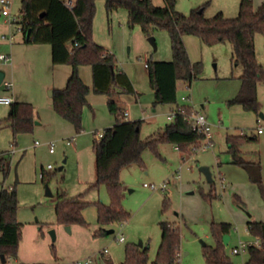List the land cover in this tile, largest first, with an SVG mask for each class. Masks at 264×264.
Segmentation results:
<instances>
[{
	"label": "rangeland",
	"instance_id": "rangeland-1",
	"mask_svg": "<svg viewBox=\"0 0 264 264\" xmlns=\"http://www.w3.org/2000/svg\"><path fill=\"white\" fill-rule=\"evenodd\" d=\"M5 1L12 2V15L20 20L21 0ZM152 1L156 6L164 5V0ZM240 1L177 0L176 10L188 15L202 7L208 19L220 12L228 18H236ZM253 1L256 7L259 0ZM1 22L6 23V18L0 14ZM11 29L16 34V44L22 39V33L14 27ZM150 38H154L156 49ZM93 39L116 55L118 68L127 72L140 90L142 105L136 104L129 111L133 120L142 121V140L158 136L167 125L174 123L167 119L168 114H175L178 108L191 107L194 113L206 117L212 129L213 144L205 151L199 149L201 145L193 147L189 153L179 151L176 145H162V159L147 150L143 156L145 168L131 166L121 176L125 186L123 205L131 215L130 220L124 225L108 227L107 230L114 231L111 234L95 236L100 228L97 208L101 203H109L106 188L101 186L84 196L90 203L83 211L89 226L74 225L68 232L66 226L57 223V200L62 195L74 198L84 194L94 182L96 158L93 145L105 129L92 127L83 120V130L77 132L54 110L53 90L47 91L44 98L34 96V99L25 100L35 108L33 132L19 135L14 143L12 130L9 127L0 129V157L6 155L9 164L7 173L0 170V192L3 187L16 189L20 203L17 219L23 224L18 254L15 258H7L5 264H77L88 258L94 259V264H123L126 248L140 243L143 248L148 247L147 264H164L155 263L162 241V221L172 223L181 234L176 264H207L203 243L215 246L211 235L213 223L231 225L227 253L233 264H246L248 250L235 254L233 248L240 242L257 238L248 231L247 223L251 220L264 222V202L259 186L249 181L242 166L233 163L232 155L227 152L226 138L240 134L258 137V143L246 145L244 152L247 161L260 160L264 183V133H257L259 125L264 128V119L259 123L260 114L264 115V83L258 88L259 114L246 111L239 104H230L242 87L241 70L232 65V47L227 43L209 46L195 36H187L189 56L193 62H202L203 71L191 84L178 82L177 104L154 106V91L146 63L148 60L172 61L168 32L155 30L149 37L140 26L131 28L126 10L115 12L109 20L104 0H97ZM255 43L257 58L264 67V36L257 34ZM61 67L71 69L67 64ZM8 69H11L10 65ZM88 71L93 80L92 70ZM18 74L26 80L23 66ZM66 83L58 88H64ZM18 86L15 84L14 90ZM5 91L1 85L0 94ZM90 92L89 99L93 95L97 99L105 98L93 87ZM142 109L146 113L145 119ZM10 112V106L0 105V118L8 117ZM50 143H55L54 153L50 152ZM204 143L202 140V145ZM203 168L209 169L211 180L207 179ZM43 171L45 181L40 177ZM178 173L180 179H176ZM164 183L166 190H161L159 187ZM145 184L155 185L157 190H151ZM46 185L52 197L46 196ZM212 188L217 197L205 196ZM165 203H168L166 209ZM52 230L55 241L49 234ZM121 236L124 242L118 240Z\"/></svg>",
	"mask_w": 264,
	"mask_h": 264
},
{
	"label": "trees",
	"instance_id": "trees-1",
	"mask_svg": "<svg viewBox=\"0 0 264 264\" xmlns=\"http://www.w3.org/2000/svg\"><path fill=\"white\" fill-rule=\"evenodd\" d=\"M97 0H21L22 34L24 43L29 45L47 44L51 47L54 65H70L71 75L62 89L52 92L54 110L77 132L83 130V110L88 105L91 88L82 79L81 66H91L93 89L104 95H135V87L127 73L119 71L116 55L93 39V23ZM108 19L119 11L126 10L131 28L140 26L147 36L155 30L169 34L172 61H147L149 81L154 91V106L177 104L178 82L192 83L203 71L202 62H192L184 38L195 36L202 44L215 46L229 44L232 47V65L241 70L242 87L230 104H239L246 111L260 112L258 101L259 85L264 83V68L257 58L255 38L264 36V2L257 8L253 0H241L239 15L228 18L223 13L208 19L204 8L194 9L185 15L176 10L177 0H164L163 6L154 5L152 0H104ZM2 15V10L0 9ZM180 110L182 112H180ZM194 112L191 107L178 108L174 123L165 127L158 136L141 139L142 121L120 120L95 140V181L84 194L74 198L62 195L58 198L55 211L57 223L64 226H89L83 211L90 205L84 196L101 186L106 188L109 203L97 208L99 230L95 236L107 234V228L114 224L124 225L131 215L123 205L124 185L122 172L131 167L145 168L144 153L149 150L156 158L162 159V145H176L179 151L189 153L199 147L204 135L193 122L188 120ZM35 108L31 103L14 102L11 113L0 120V129L12 130L14 143L19 135L33 132ZM257 136L247 134L228 135L226 144L233 163L246 171L249 181L257 184L264 202L262 166L259 161H247L244 147L258 143ZM0 170L7 173L9 164L6 155L0 157ZM45 172V171H43ZM46 175L42 178L45 181ZM47 182V181H46ZM212 188L209 195L217 197ZM19 199L15 188H2L0 192V254L15 258L22 238L23 224L18 221ZM168 206L165 203L164 208ZM162 241L155 263L176 264L179 258L181 234L167 221L160 223ZM248 231L261 240V248L248 249L246 264H264V222L249 221ZM42 231V228H40ZM231 225L213 223L211 235L215 246H205L207 264H233L223 243L229 235ZM148 247L138 245L126 248L123 264H147Z\"/></svg>",
	"mask_w": 264,
	"mask_h": 264
},
{
	"label": "crops",
	"instance_id": "crops-1",
	"mask_svg": "<svg viewBox=\"0 0 264 264\" xmlns=\"http://www.w3.org/2000/svg\"><path fill=\"white\" fill-rule=\"evenodd\" d=\"M263 2L264 0H259V4L255 8L259 7ZM12 27L14 26L9 25L7 22L0 23V56L7 53L6 55L10 58V61L8 62L0 59V71L5 73V81L13 83L12 90H7L5 88L6 91L0 94V96H10L13 98L14 102H25V100L34 99V96L44 98L47 91L61 89L58 87H62L65 81H68L71 75V69H66V67L64 68L61 67V65H54L52 63L51 47L47 44H26L24 43L23 34L22 39L15 44L16 34L13 33L14 31L11 29ZM4 36L6 39H3ZM186 37L184 38L185 44ZM9 65L11 66V69H8ZM21 66L26 70V80H23L18 74ZM90 69L92 70L91 66H81L79 72L84 82L92 89L93 80H91V75L88 71ZM119 71L125 72L121 69H119ZM8 76L9 78H7ZM128 76L131 79L129 74ZM131 81L135 87V95H105V98L103 97L101 99H97L93 95L90 99L88 98V105L85 106L83 110V120H85L88 125L91 123L92 127H101L104 129L113 127L120 120L130 122L137 121L133 120L135 119L133 116L131 118L129 108L136 104L142 105V101L139 96L140 90L135 80L131 79ZM15 84H18L19 86L14 90ZM125 112H128L127 118H124L123 116ZM141 114L143 115V119H145V110L142 109ZM4 118H0V120ZM260 118L264 119V115L261 114Z\"/></svg>",
	"mask_w": 264,
	"mask_h": 264
},
{
	"label": "built area",
	"instance_id": "built-area-1",
	"mask_svg": "<svg viewBox=\"0 0 264 264\" xmlns=\"http://www.w3.org/2000/svg\"><path fill=\"white\" fill-rule=\"evenodd\" d=\"M1 10H2V16H4L6 18V22L9 24V25H12L16 28L17 31H20L22 32V25L20 23V20H18V18L15 16V15H12V12H11V7H12V2L10 1H5V0H1ZM3 39H6V37L4 36ZM0 59L2 61H5V62H8L10 61V58L8 55L6 54H3L0 56ZM146 67H147V63H146ZM2 85L7 89V90H12L13 88V83L10 82V81H3ZM187 89H189V86H186ZM183 99L187 100V98L183 97ZM14 103V100L12 97L10 96H0V105H7V106H11L12 104ZM180 112H182L180 110ZM124 118H127L128 116V112H125L124 113ZM175 117H176V113H171V114H168L167 115V119L169 121H173L175 120ZM188 120L192 121L193 122V125L196 129H198V131H200L203 135H204V141L205 143L201 146L199 149L202 148V150H206L210 145L213 144V136H212V129H211V126L210 124L208 123L206 117L200 113H194L193 116H190L188 118ZM262 121V119L260 118L259 119V123ZM257 133L259 135L263 134L264 133V128L262 125H259V128L257 130ZM103 137V133L102 134H99V140ZM69 144H72V141L69 142ZM36 145H38V142H36ZM50 146V152L51 153H54L55 151V143H50L49 144ZM199 149H194L195 150H199ZM13 153V152H12ZM52 167L49 165V169H51ZM45 175V172H42L40 177L43 178ZM181 178V174L178 173L177 176H176V179H180ZM145 187L147 188H150L151 190H157V187L155 185H148V184H145ZM166 187H167V184L164 183L163 185H161L159 188L161 190H166ZM224 188V186H223ZM119 241L121 242H124V237L121 236L119 239ZM251 247H256V248H261V240L259 237H257L254 241H251V242H240L238 246H236L235 248H233V252L235 254H239L241 253L242 251L244 250H248L249 248ZM107 252V251H105ZM77 264H94V259L92 258H88L84 261H81V262H78Z\"/></svg>",
	"mask_w": 264,
	"mask_h": 264
},
{
	"label": "water",
	"instance_id": "water-1",
	"mask_svg": "<svg viewBox=\"0 0 264 264\" xmlns=\"http://www.w3.org/2000/svg\"><path fill=\"white\" fill-rule=\"evenodd\" d=\"M149 41L153 45L154 49H156V44H155L154 38H150ZM4 79H5V73L2 72V71H0V86L2 85ZM260 116H261V114H260ZM60 169H62V168H60ZM202 171L206 175L207 179L208 180H211V174L209 172V169L208 168H203ZM46 196L47 197H52L53 196V194H52L51 190L49 189L48 185H46ZM66 229H67L68 232H71V226H66ZM113 232H114L113 230H107V234H111ZM49 234L51 235L52 240L55 241V239H56L55 231L52 230V231L49 232ZM229 241H230V236L229 235H225L223 237V243H224V245L226 247L229 246ZM203 245L206 246L205 243H203ZM142 246H143L142 243H140L139 247H142ZM0 257H1V264H5L6 263V257H5V255L4 254H1Z\"/></svg>",
	"mask_w": 264,
	"mask_h": 264
}]
</instances>
